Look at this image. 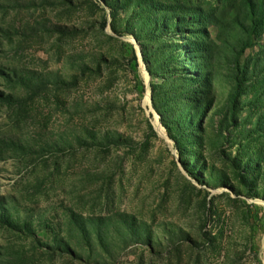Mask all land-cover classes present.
I'll return each mask as SVG.
<instances>
[{"label": "rangeland", "instance_id": "374dc122", "mask_svg": "<svg viewBox=\"0 0 264 264\" xmlns=\"http://www.w3.org/2000/svg\"><path fill=\"white\" fill-rule=\"evenodd\" d=\"M0 264H264V0H0Z\"/></svg>", "mask_w": 264, "mask_h": 264}]
</instances>
